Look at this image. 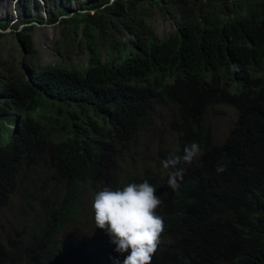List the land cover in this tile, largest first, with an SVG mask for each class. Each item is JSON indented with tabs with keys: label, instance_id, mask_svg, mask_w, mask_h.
I'll return each mask as SVG.
<instances>
[{
	"label": "trees",
	"instance_id": "obj_1",
	"mask_svg": "<svg viewBox=\"0 0 264 264\" xmlns=\"http://www.w3.org/2000/svg\"><path fill=\"white\" fill-rule=\"evenodd\" d=\"M50 1L54 63L28 33L43 19L27 11L12 39L0 31V221L20 201L0 264H122L91 203L145 180L165 224L151 264H264V0H89L73 13ZM19 46L31 56L17 67ZM216 106L237 113L223 140ZM191 142L201 154L177 165L173 191L161 161Z\"/></svg>",
	"mask_w": 264,
	"mask_h": 264
},
{
	"label": "clouds",
	"instance_id": "obj_2",
	"mask_svg": "<svg viewBox=\"0 0 264 264\" xmlns=\"http://www.w3.org/2000/svg\"><path fill=\"white\" fill-rule=\"evenodd\" d=\"M200 154V145L191 142L184 146L183 156L171 153L161 161L164 169H174L168 173V186L173 191L178 190L184 173L177 165L181 161L191 164ZM216 171L223 172L224 168L218 166ZM161 204L156 188L147 180L115 190L105 187L94 194L91 208L96 228L112 238L116 252L127 253L122 264H151L165 230L164 219L157 214Z\"/></svg>",
	"mask_w": 264,
	"mask_h": 264
},
{
	"label": "rangeland",
	"instance_id": "obj_3",
	"mask_svg": "<svg viewBox=\"0 0 264 264\" xmlns=\"http://www.w3.org/2000/svg\"><path fill=\"white\" fill-rule=\"evenodd\" d=\"M88 3L89 0H74L68 2V0H63L64 9L71 10L72 13L75 10L80 8L81 2ZM113 1V0H112ZM37 3L40 4V8L37 6ZM50 0H29V10L24 8L23 4L20 3V0H0V21L6 23V29L0 30L4 31L6 34V39H12V33L16 30L17 32L23 30V22L26 18V12L29 11L35 18L43 19L44 23L36 22V26L33 30H30L28 33L33 38V45L36 49V55L39 56L42 63H54L58 56L56 52V40L63 42L64 36L58 23H49V10L57 9L50 5ZM154 18L150 20L152 28L160 35H165L167 32H170L173 29V25L170 21L165 20L161 15L155 14ZM21 46L18 48H7V51L11 54L9 58L10 62L20 67L23 59L30 58L31 54L25 49L21 51ZM5 50V49H4ZM63 51V50H62ZM7 53V52H6ZM77 56V55H76ZM76 56H73L76 57ZM216 110L220 113H212V122L215 130V134L220 140H223L229 132V129L232 127L233 120L236 119V111L229 106H216ZM224 111V112H223ZM167 113L166 111L163 114V121L166 120ZM16 124L13 125L15 127ZM155 133V131H153ZM89 201L90 197H85ZM12 202L11 210L3 217L0 221V233L2 235L9 229L13 224V218L19 216L18 208L20 205L19 196L14 198ZM89 203V202H87ZM26 217V214H25ZM92 234H96L98 229H91Z\"/></svg>",
	"mask_w": 264,
	"mask_h": 264
}]
</instances>
